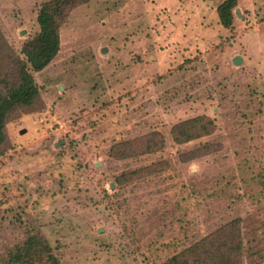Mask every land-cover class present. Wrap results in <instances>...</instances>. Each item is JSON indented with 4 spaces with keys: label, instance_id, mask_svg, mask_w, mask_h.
I'll list each match as a JSON object with an SVG mask.
<instances>
[{
    "label": "rangeland",
    "instance_id": "obj_1",
    "mask_svg": "<svg viewBox=\"0 0 264 264\" xmlns=\"http://www.w3.org/2000/svg\"><path fill=\"white\" fill-rule=\"evenodd\" d=\"M51 1L0 0L1 93ZM224 1L69 10L39 98L6 120L0 264H166L195 246L192 264H264V0H237L229 28Z\"/></svg>",
    "mask_w": 264,
    "mask_h": 264
},
{
    "label": "trees",
    "instance_id": "obj_2",
    "mask_svg": "<svg viewBox=\"0 0 264 264\" xmlns=\"http://www.w3.org/2000/svg\"><path fill=\"white\" fill-rule=\"evenodd\" d=\"M88 1L54 0L42 6L38 15L40 31L36 38L25 45L23 53L26 60L21 63L19 80L13 86H9L7 94L0 92V156L6 139L8 115L16 106H32L39 98L41 88L36 83L33 73L43 71L56 58L61 47L60 30L64 19L74 7ZM236 6L237 0H225L219 5L218 17L225 28L233 25ZM195 249L196 246L173 256L166 264H192L189 257ZM197 257L194 260L195 264H209L207 256Z\"/></svg>",
    "mask_w": 264,
    "mask_h": 264
},
{
    "label": "water",
    "instance_id": "obj_3",
    "mask_svg": "<svg viewBox=\"0 0 264 264\" xmlns=\"http://www.w3.org/2000/svg\"><path fill=\"white\" fill-rule=\"evenodd\" d=\"M238 15H240L239 11H238ZM242 62H243V58L240 57V56H238V57H236V58L234 59V64H235L236 66L241 65ZM24 132H25V130H24L22 133H24Z\"/></svg>",
    "mask_w": 264,
    "mask_h": 264
}]
</instances>
